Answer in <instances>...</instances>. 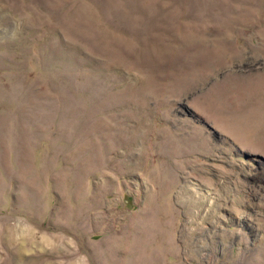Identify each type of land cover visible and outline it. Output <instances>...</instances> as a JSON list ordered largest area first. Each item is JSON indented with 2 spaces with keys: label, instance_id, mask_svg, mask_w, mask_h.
Listing matches in <instances>:
<instances>
[{
  "label": "rangeland",
  "instance_id": "obj_1",
  "mask_svg": "<svg viewBox=\"0 0 264 264\" xmlns=\"http://www.w3.org/2000/svg\"><path fill=\"white\" fill-rule=\"evenodd\" d=\"M0 264H264V0H0Z\"/></svg>",
  "mask_w": 264,
  "mask_h": 264
},
{
  "label": "bare ground",
  "instance_id": "obj_2",
  "mask_svg": "<svg viewBox=\"0 0 264 264\" xmlns=\"http://www.w3.org/2000/svg\"><path fill=\"white\" fill-rule=\"evenodd\" d=\"M195 190V189H194ZM197 192V191H196ZM207 196H204V198H206Z\"/></svg>",
  "mask_w": 264,
  "mask_h": 264
}]
</instances>
